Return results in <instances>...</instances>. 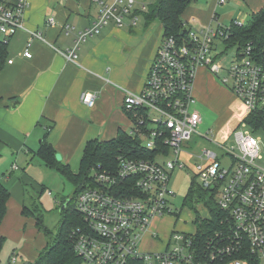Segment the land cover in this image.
<instances>
[{
    "label": "built area",
    "instance_id": "obj_1",
    "mask_svg": "<svg viewBox=\"0 0 264 264\" xmlns=\"http://www.w3.org/2000/svg\"><path fill=\"white\" fill-rule=\"evenodd\" d=\"M94 1L100 6L99 14L91 26L76 33L74 47L63 52L69 60L74 61L81 44L106 25L136 26L153 0ZM29 7L30 0H0V39L8 41L16 31L27 30L31 38L45 41L41 32L26 25ZM48 22L56 23L53 17ZM243 25L238 19L226 27L217 19L201 27H192L187 21L186 34L163 36L142 90L124 89V109L135 120L128 133L146 149L158 152L155 158L121 153L116 167L94 169V184L87 185L76 200L86 221V227L73 232L75 250L83 260L90 264H251V258H256L264 264L263 147L253 130L240 127L228 146L210 138L224 149L222 156L232 159L227 169L209 148L200 156L203 163L195 165L201 185L218 195L217 204L224 212L219 228L200 243L196 230L174 233L173 243L160 251L140 248L152 219L172 214L169 199L175 192L169 187L171 174L187 165L182 144L193 138L203 120L195 107L198 70L225 73L223 81L248 113L264 110V59L252 53L251 45L241 47L230 41L233 28ZM65 28L68 32L74 27L67 24ZM228 48L235 53L225 64ZM24 55L32 56L30 44ZM98 96L97 91L87 90L80 99L93 107ZM241 125L248 126L244 121ZM170 151L174 158L157 161Z\"/></svg>",
    "mask_w": 264,
    "mask_h": 264
},
{
    "label": "crops",
    "instance_id": "obj_2",
    "mask_svg": "<svg viewBox=\"0 0 264 264\" xmlns=\"http://www.w3.org/2000/svg\"><path fill=\"white\" fill-rule=\"evenodd\" d=\"M225 3L215 0L207 8H200L194 7L192 1L183 14L184 19L192 27L206 26L216 19L221 23L217 8ZM263 6L264 1L257 0L256 11ZM99 11L100 6L94 0H30L26 25L41 32L45 41L31 38L27 30L16 31L8 40V55L0 71V143L3 146L16 151L28 150L33 153L30 157L33 160L37 157L34 151L47 134L48 141L61 154V161L77 172L87 141L112 139L120 129L128 131L133 127L135 120L124 109V89L138 92L144 87L164 36L163 26L159 21L146 19L139 27L108 24L81 44L74 61L67 59L63 52L74 47L76 33L91 26ZM51 17L55 18V24H49ZM67 24L74 28L67 32ZM29 44L31 57L24 55ZM218 86L212 73L200 68L194 83L196 104L214 105L213 94ZM87 90L98 92L93 107L81 102V93ZM14 99L19 103L13 109ZM12 169L20 167L14 164ZM24 204L12 205L9 200L0 227V234L14 239L15 243L35 234L32 227L27 229L33 220L23 215ZM157 223L151 222L141 244L150 240ZM44 247L40 240L33 246L26 242L21 250L31 259L27 264Z\"/></svg>",
    "mask_w": 264,
    "mask_h": 264
},
{
    "label": "rangeland",
    "instance_id": "obj_3",
    "mask_svg": "<svg viewBox=\"0 0 264 264\" xmlns=\"http://www.w3.org/2000/svg\"><path fill=\"white\" fill-rule=\"evenodd\" d=\"M254 2L251 4L249 0H227L225 4L220 5L217 8V14L222 26L226 27L233 20L241 18L245 26L250 24L251 15L256 11L257 0ZM214 3L215 0H193L192 5L207 8V5ZM144 19L142 13L136 27H139ZM226 51L225 64L229 63L235 49L228 48ZM225 75L223 72L212 73L213 79L219 84L218 91L213 94L214 105H195L203 120L198 125L193 138L182 144V156L187 165L184 168L174 169L171 174L169 187L175 192V195L170 196L169 199L172 214L152 219L151 222H158L157 229L152 232L150 240L146 244L140 245L141 249L160 251L166 248L168 243H173L174 233H194L199 224L196 219L209 216V209L215 208L217 205L218 195L212 198V193L205 191L198 178L195 165L203 163L200 156L204 149L209 148L217 152L222 165L227 169L231 165L232 159L226 155L222 156L224 149L211 139L215 138L219 143L228 146L232 142L234 131L239 127L244 131L252 132L249 126L241 125L247 116L248 109L233 93L229 84L223 81ZM204 134L208 135V138ZM253 134L260 137L264 153V130L253 132ZM32 154L25 149L10 150L0 143V177L11 192L9 200L12 205L17 202L25 203L30 207L31 215L29 216L33 220V224H27V229L32 227L35 230L32 237L22 238L20 243H15L14 239L6 237L0 254L2 264H27L31 259H28L21 250L26 242H29L31 246L35 245L38 240L43 241L45 246L47 243L53 242L62 220L61 204L64 200L74 197L76 191V185L73 182L64 178L41 158L37 156L30 160ZM172 158L174 155L170 151L168 155L157 157V161L164 162ZM14 164H17L20 169H12ZM43 187L44 189H42ZM190 190L191 195L186 200ZM35 215L37 218H42L44 227L48 230L47 234L36 226ZM81 264L90 263L83 260Z\"/></svg>",
    "mask_w": 264,
    "mask_h": 264
},
{
    "label": "trees",
    "instance_id": "obj_4",
    "mask_svg": "<svg viewBox=\"0 0 264 264\" xmlns=\"http://www.w3.org/2000/svg\"><path fill=\"white\" fill-rule=\"evenodd\" d=\"M192 1L153 0L149 2L147 10L143 14L147 22L159 20L163 26L164 35L178 37L188 32L187 21L184 19L183 14ZM230 41L231 43L237 42L241 47L251 45L252 53L256 57L264 59V6L252 13L250 24L233 28V36ZM7 47L8 41L0 39V71L8 55ZM244 122L254 132L264 130V110L250 111L244 118ZM157 152V149H146L137 137H133L128 131L120 129L118 134L112 139H91L87 141L80 160L79 170L74 172L69 164L58 160L57 152L48 141L46 134L42 138L38 149L34 151V156H38L45 163L55 168L64 178L73 182L76 185V191L74 197L69 198L67 207L61 210L62 220L55 240L47 243L38 257L29 264H81L83 259L75 250L73 232L77 228L86 227V221L77 209L76 200L78 194L87 185L94 184V169L116 167L117 157L121 153L134 157L155 158ZM205 191L212 193L211 189H205ZM190 195L191 190L188 192L186 200ZM211 195L214 198L215 194L212 193ZM10 197L11 192L0 177V227L7 213ZM67 200H64L61 206ZM209 210V216L196 219L199 223L196 233L199 243L203 242L219 228L220 220L224 215L218 204L215 208H210ZM22 213L29 217L31 215L30 207L24 204ZM34 219L36 226L47 234L48 230L44 227L42 218H37L35 215ZM5 242L6 237L0 234V254ZM251 264H261V262L256 258H251Z\"/></svg>",
    "mask_w": 264,
    "mask_h": 264
},
{
    "label": "water",
    "instance_id": "obj_5",
    "mask_svg": "<svg viewBox=\"0 0 264 264\" xmlns=\"http://www.w3.org/2000/svg\"><path fill=\"white\" fill-rule=\"evenodd\" d=\"M19 101L17 99H14L12 102H11V107L14 109L17 107ZM57 158L58 160H61L62 159V156L61 154L57 153ZM213 188V187H212ZM69 202V199L61 206V209L60 210H64L66 207H67V204Z\"/></svg>",
    "mask_w": 264,
    "mask_h": 264
}]
</instances>
